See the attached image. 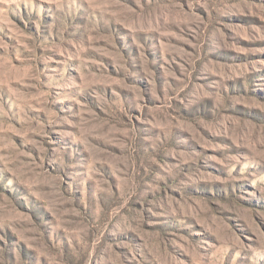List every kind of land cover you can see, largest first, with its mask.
I'll list each match as a JSON object with an SVG mask.
<instances>
[{"label":"rangeland","instance_id":"obj_1","mask_svg":"<svg viewBox=\"0 0 264 264\" xmlns=\"http://www.w3.org/2000/svg\"><path fill=\"white\" fill-rule=\"evenodd\" d=\"M0 264H264V0H0Z\"/></svg>","mask_w":264,"mask_h":264}]
</instances>
